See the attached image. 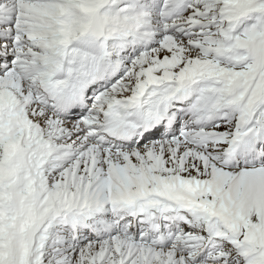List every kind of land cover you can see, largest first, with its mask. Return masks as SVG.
<instances>
[{
	"label": "snow or ice",
	"instance_id": "snow-or-ice-1",
	"mask_svg": "<svg viewBox=\"0 0 264 264\" xmlns=\"http://www.w3.org/2000/svg\"><path fill=\"white\" fill-rule=\"evenodd\" d=\"M0 264H264V0H0Z\"/></svg>",
	"mask_w": 264,
	"mask_h": 264
}]
</instances>
